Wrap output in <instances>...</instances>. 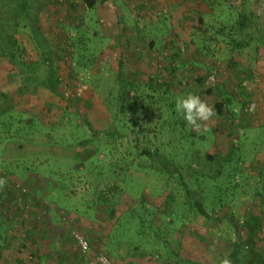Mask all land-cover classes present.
Segmentation results:
<instances>
[{
  "label": "rangeland",
  "instance_id": "rangeland-1",
  "mask_svg": "<svg viewBox=\"0 0 264 264\" xmlns=\"http://www.w3.org/2000/svg\"><path fill=\"white\" fill-rule=\"evenodd\" d=\"M41 1L58 89L71 106L34 87L45 66L30 62L35 46L21 12L30 0H0V207L14 223L4 264H168L174 255L215 264L233 242L229 219L241 228L248 210L264 254V54L252 42L233 65L230 40L219 34L233 29L235 6L260 14L264 0H97L94 10L81 0ZM200 18L204 36L188 27ZM205 56L216 66L202 75ZM150 80L171 82L173 92L147 122V139L103 137L121 86L156 96ZM188 93L214 109L230 95L234 116L215 110L199 122L207 130H196L175 111ZM79 116L101 133L85 149L78 142L90 133ZM143 147L163 151L177 172L155 173L137 156ZM184 185L206 186L213 220L195 214Z\"/></svg>",
  "mask_w": 264,
  "mask_h": 264
},
{
  "label": "trees",
  "instance_id": "trees-1",
  "mask_svg": "<svg viewBox=\"0 0 264 264\" xmlns=\"http://www.w3.org/2000/svg\"><path fill=\"white\" fill-rule=\"evenodd\" d=\"M41 2V0H30V3L21 5L23 18L28 21V23H26L28 27H25L28 28L31 41L35 46V49H33L32 52L34 58H31L30 62L41 63L42 66H45L44 77L36 82L34 87L47 90L54 97L65 101L68 106H71L70 100L66 99L63 93L58 89V83L53 67V48L44 36L39 20L42 10ZM81 2L88 10H94L98 1L81 0ZM260 9L261 13L256 14L246 11L242 6H235L237 19L233 29L226 32V34L224 30H219V34L221 36L227 37L230 40V61L233 65H235L233 56L236 51H242L243 49L249 48L252 42L257 43V46L254 48L255 52L257 53L258 51L259 53L264 54V2L262 3ZM188 27L194 29V31L201 36L207 34L208 27L202 23L201 18L196 22L193 21L191 24L189 23ZM9 43L12 47L17 48V42L15 40L10 39ZM16 52L17 50L14 53L8 51V59L11 64L15 61L14 54ZM243 65H245V62ZM204 66H206V69L202 72V75L207 70L213 69L216 66V62L214 59L205 56ZM198 82L201 83V78L197 79V83ZM147 88L153 94H156V96L140 91V87L136 83L127 82L121 86L118 96L115 97L113 105L108 107L110 122L104 130L103 137L113 140H123L129 135H135V141L139 144L142 139L140 138V135H143L142 132H145L143 139H147V134L149 132L147 122H152L154 115L155 117L156 115H159L160 104L162 105L165 95L173 92V86L169 81L158 83L150 80ZM214 91L215 90L211 89L206 90L208 94ZM244 97L245 95H243V98ZM231 98L232 97L230 95H227L219 104L216 105L215 110L220 117H224L225 114L230 117L234 116L231 109V105L233 104ZM244 100L241 102V108L247 107L251 103V100L248 97ZM110 103L112 104V101ZM170 105L169 109H171L174 104ZM169 112L170 115L173 114L172 110ZM79 117L90 133L89 137L83 138L78 142V146L85 149L90 146L101 133L93 129L90 120L87 117ZM27 126L29 127L34 125ZM166 128V133H168L167 130L169 128V124H167ZM233 154H235V149H231L227 152L224 162L228 163ZM137 156L146 157V159L150 162L149 167L159 175H164L166 173L172 176L177 172V169L174 167L173 163L168 160L163 151L160 152L156 149L151 152L149 148L143 147ZM201 186L202 185H197L196 189L190 190L184 185L185 193L191 200V206L196 215L207 220H213L214 218L207 214L203 205L205 196L204 192L206 191L203 188L206 186ZM1 195L2 194L0 193V197ZM7 212L8 210L6 208H2L0 210V264H4V252L11 248L12 243L11 235L14 223L11 221ZM229 223L232 228L233 242L231 243L229 253L224 258H228L231 261V264H264V254L260 250V244L262 243V240H260L259 237L261 229L260 221L258 217L255 216L253 210H248L245 213V217L241 223V228L238 227L232 219H229ZM223 259L219 260L215 264H220ZM185 263L198 264L190 261L182 262L177 258V255H174L173 260L168 261V264ZM82 264L86 263L83 262Z\"/></svg>",
  "mask_w": 264,
  "mask_h": 264
},
{
  "label": "clouds",
  "instance_id": "clouds-1",
  "mask_svg": "<svg viewBox=\"0 0 264 264\" xmlns=\"http://www.w3.org/2000/svg\"><path fill=\"white\" fill-rule=\"evenodd\" d=\"M175 111L186 121L187 125L196 130H199L201 127L207 130V126L199 122L208 121L216 115L214 107L207 105L199 96L192 93L176 98ZM5 183L6 181L0 178V188ZM220 264H231V261L228 258H224Z\"/></svg>",
  "mask_w": 264,
  "mask_h": 264
},
{
  "label": "built area",
  "instance_id": "built-area-1",
  "mask_svg": "<svg viewBox=\"0 0 264 264\" xmlns=\"http://www.w3.org/2000/svg\"><path fill=\"white\" fill-rule=\"evenodd\" d=\"M150 1V0H149ZM213 76V75H212ZM213 83H214V76L213 77H210V78H207V81H206V84L207 85H213ZM80 243L82 244V248L83 249H86V244L80 239ZM101 261L103 262H105L106 260H104V259H101Z\"/></svg>",
  "mask_w": 264,
  "mask_h": 264
}]
</instances>
